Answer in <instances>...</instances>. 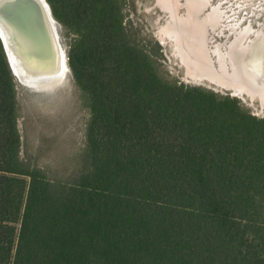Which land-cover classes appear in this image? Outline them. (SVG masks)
<instances>
[{
    "label": "trees",
    "instance_id": "trees-1",
    "mask_svg": "<svg viewBox=\"0 0 264 264\" xmlns=\"http://www.w3.org/2000/svg\"><path fill=\"white\" fill-rule=\"evenodd\" d=\"M46 1L89 118L71 175L22 158L0 43V264H264V118L167 81L126 0Z\"/></svg>",
    "mask_w": 264,
    "mask_h": 264
},
{
    "label": "bare ground",
    "instance_id": "bare-ground-1",
    "mask_svg": "<svg viewBox=\"0 0 264 264\" xmlns=\"http://www.w3.org/2000/svg\"><path fill=\"white\" fill-rule=\"evenodd\" d=\"M5 5L11 12L25 5L40 12L41 19L34 20L35 26L24 31L10 12L8 21L5 18L4 22L0 21V35L20 80L32 88H52L67 68L46 4L43 0H0L1 16ZM159 6L168 15V21L159 28L158 37L162 42H170L188 78L264 102L263 25L255 31L250 26L234 28L233 37L210 47L213 43L210 35L216 31L218 35L222 33L221 23L226 18L219 4L212 6L207 0H184L183 3L159 0Z\"/></svg>",
    "mask_w": 264,
    "mask_h": 264
},
{
    "label": "rangeland",
    "instance_id": "rangeland-1",
    "mask_svg": "<svg viewBox=\"0 0 264 264\" xmlns=\"http://www.w3.org/2000/svg\"><path fill=\"white\" fill-rule=\"evenodd\" d=\"M207 1L212 6L219 4L221 12L226 15L221 23L222 33L218 35L216 31L210 35L213 40L210 47L217 43L224 44L229 37H233L231 31L234 28L240 30L250 26L255 31L263 25L264 29V0ZM183 13L184 10L181 9L179 14ZM54 19L56 20L55 17ZM123 21L127 38L135 36L136 44L153 57L167 81L210 90L199 85L210 83L188 78L184 66L173 53L170 42L160 41L158 30L167 24L168 15L159 6V0H126ZM56 29L60 46L68 58L71 36L60 23L56 25ZM15 85L22 112L18 122L23 143L21 157L44 168L53 167L61 176L71 175L73 164L83 146L84 129L89 118L85 95L75 86L71 71L66 72L60 82L54 85L55 89L54 86L47 89L33 88L48 92L45 94L17 83ZM214 92L230 96L219 90ZM234 94L236 95L235 92ZM242 103L253 116L264 118V102L261 103L256 98Z\"/></svg>",
    "mask_w": 264,
    "mask_h": 264
},
{
    "label": "water",
    "instance_id": "water-1",
    "mask_svg": "<svg viewBox=\"0 0 264 264\" xmlns=\"http://www.w3.org/2000/svg\"><path fill=\"white\" fill-rule=\"evenodd\" d=\"M43 2L46 4L47 9H48V15H49L50 19L53 22V27L55 28V34H56V39H57V43H58L59 49H62L61 46H60V43H59V39H58V35H57V29H56V25L59 24V23L54 19V16L52 14V11H51V8H50L48 2L46 0H43ZM11 10L12 9L9 6H7V5L3 6V8L1 9V11H2V13H3L2 15L4 17L0 15V21L4 22V20H3L4 18L8 21V18H9L8 15H10ZM36 10H37V8H36ZM11 13H13V16L15 17L16 23L19 26L22 27L21 28L22 31H24L25 28L28 29V30H30L33 26H35V23H36L35 21L41 19L40 12H37L36 13L35 10L32 9L28 5L18 7L17 10L12 11ZM0 43H1V46H2V49H3V52H4V55H5L6 61L8 63L9 69H10L11 74L13 76L14 82L17 83V84H19V85H22V86H24L26 88H29V89L37 92V93H44V94L45 93H48V92H40V91H38L36 89H33V88L29 87L24 81L20 80V77H19L20 75H19V73L16 72V70L13 67L14 64L10 60L8 51H7L6 47H5V44H4L3 40H2V36L1 35H0ZM63 54H64L65 66L67 68V70L65 71V73L66 72H70V68L68 66V58L66 57V54L64 52H63ZM25 81H26V79H25ZM199 85L200 86H206L210 90L212 89V91L219 90L223 94L224 93H229L231 97H235V98L241 100L242 102L250 101V98H248L245 94H244L246 96L245 98L242 97V96H239V95H234L232 91H230L228 89H225V88L216 87L212 83L211 84H207V85H205V84H199ZM55 88H56V86H54V89Z\"/></svg>",
    "mask_w": 264,
    "mask_h": 264
}]
</instances>
